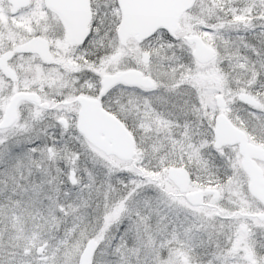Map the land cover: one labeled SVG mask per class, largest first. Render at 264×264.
Returning a JSON list of instances; mask_svg holds the SVG:
<instances>
[{
    "label": "snow or ice",
    "instance_id": "obj_1",
    "mask_svg": "<svg viewBox=\"0 0 264 264\" xmlns=\"http://www.w3.org/2000/svg\"><path fill=\"white\" fill-rule=\"evenodd\" d=\"M0 264H264V0H0Z\"/></svg>",
    "mask_w": 264,
    "mask_h": 264
}]
</instances>
